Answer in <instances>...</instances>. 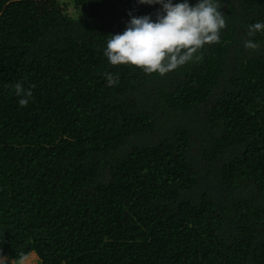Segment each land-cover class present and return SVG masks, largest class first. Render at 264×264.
Wrapping results in <instances>:
<instances>
[{
  "label": "trees",
  "instance_id": "16d2710c",
  "mask_svg": "<svg viewBox=\"0 0 264 264\" xmlns=\"http://www.w3.org/2000/svg\"><path fill=\"white\" fill-rule=\"evenodd\" d=\"M216 3L218 42L159 75L102 54L159 5L0 0V258L264 264V0Z\"/></svg>",
  "mask_w": 264,
  "mask_h": 264
},
{
  "label": "clouds",
  "instance_id": "9594fccd",
  "mask_svg": "<svg viewBox=\"0 0 264 264\" xmlns=\"http://www.w3.org/2000/svg\"><path fill=\"white\" fill-rule=\"evenodd\" d=\"M142 5H159L154 18L133 16L121 33L110 34L103 56L110 65H129L145 73L164 75L193 59V54L205 45L218 42L226 21L216 0H136ZM264 33V20L247 25V35ZM245 49L257 50L259 41L246 39ZM108 86L117 82L116 74L107 72ZM18 104L26 106L31 89L21 82L13 85ZM6 259V258H5ZM37 264V263H36Z\"/></svg>",
  "mask_w": 264,
  "mask_h": 264
},
{
  "label": "rangeland",
  "instance_id": "374dc122",
  "mask_svg": "<svg viewBox=\"0 0 264 264\" xmlns=\"http://www.w3.org/2000/svg\"><path fill=\"white\" fill-rule=\"evenodd\" d=\"M65 9V14L69 16H81L84 13L77 5L76 0H57ZM37 256L35 253H29L22 261L15 263L12 260L0 258V264H36Z\"/></svg>",
  "mask_w": 264,
  "mask_h": 264
}]
</instances>
